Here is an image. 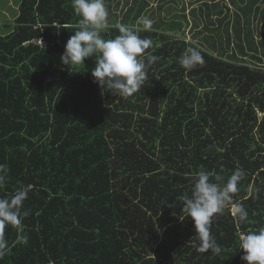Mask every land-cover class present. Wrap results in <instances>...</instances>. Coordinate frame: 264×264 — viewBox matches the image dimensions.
<instances>
[{
  "label": "trees",
  "instance_id": "obj_1",
  "mask_svg": "<svg viewBox=\"0 0 264 264\" xmlns=\"http://www.w3.org/2000/svg\"><path fill=\"white\" fill-rule=\"evenodd\" d=\"M61 1L21 0L13 32L0 35V197L31 186L28 243L6 227L0 264H246L239 236L264 226V24L259 41L252 24L264 20V0H105L102 35L127 24L158 57L128 97L61 63L80 20ZM40 37L48 44L32 42ZM190 47L204 63L186 70L179 59ZM75 73L76 92L65 94ZM236 169L245 175L234 203L248 218L239 223L230 206L217 214L221 251L199 252L181 197L199 171L217 182Z\"/></svg>",
  "mask_w": 264,
  "mask_h": 264
},
{
  "label": "clouds",
  "instance_id": "obj_2",
  "mask_svg": "<svg viewBox=\"0 0 264 264\" xmlns=\"http://www.w3.org/2000/svg\"><path fill=\"white\" fill-rule=\"evenodd\" d=\"M72 7L80 17L79 26L65 44L60 57L61 63L75 68L84 65L86 58L95 57L91 70L94 83L121 97L136 93L147 79L148 66L158 60L157 56L146 54V50L153 47L152 40L142 38L132 26L124 23L115 25L118 35L105 38L102 32L108 27L109 17L105 0H72ZM137 23L143 25L142 30H152L153 21L147 17L139 18ZM179 63L186 70H192L197 65H202L204 58L200 51L190 47L180 57ZM3 171L4 166L0 165V172ZM244 175L242 169H236L226 181L217 176V182H213L211 173L201 170L196 174L190 195L181 197L182 211L193 223L198 241L197 251H221L211 234V225L216 215L222 214L229 206L239 223L247 220V210L243 205L234 203L233 196ZM4 178L0 175V182ZM30 191L31 186L26 185L18 188L10 197H0V258L9 250L4 235L6 227L16 230L17 243H28L29 237L24 234L23 220L28 215L24 210V202ZM239 249L244 252L241 260L246 264H264V226L240 234Z\"/></svg>",
  "mask_w": 264,
  "mask_h": 264
},
{
  "label": "rangeland",
  "instance_id": "obj_3",
  "mask_svg": "<svg viewBox=\"0 0 264 264\" xmlns=\"http://www.w3.org/2000/svg\"><path fill=\"white\" fill-rule=\"evenodd\" d=\"M202 1H209L210 2V0H202ZM60 2L62 3L61 0H60ZM198 3H200V1ZM20 4H21V0H0V35L1 36H5V35H8V34L13 32V30L15 28V24H16V19H17L18 14H19ZM197 5H199V4H196V6ZM107 9L110 10V8H107ZM190 9H192V8L189 5L187 14L189 13ZM180 12H181V9L178 12H176V14H179ZM189 17H190V15H189ZM49 21H52V20H49ZM57 21H56V23H57ZM39 24L42 27L45 26L43 23L39 22ZM252 24L253 25L255 24L254 25V39L256 41H259L261 39L260 28L264 24V20H261V17H260L258 21H254ZM185 27H186L185 28V33H186L185 37H186V39L188 41L192 40V38H193V29H191V27H192L191 23H189V25H185ZM177 33L181 34L182 32L177 31ZM65 34L69 35L68 32H65ZM32 42L37 43L38 45H47L48 44L46 42V40L44 38H42V37L34 38L32 40ZM92 58L94 60V57H92ZM93 67H94L93 63L89 64V63L84 61V65H80L77 68L78 69L79 68H85L87 70V72L85 73V76L83 75V78L86 77L89 81H93V77L91 76V70H92ZM70 76H71V78H69L68 81L70 82V86L71 87L64 88L63 91H64L65 94H67V93L71 94V92H74L76 90V88H77V85L75 83H76V76H78V75L75 73V74H72ZM54 81H55V79H52L50 77V79L46 83H42V84L46 85V86H53L54 85ZM69 89H71L70 90L71 92L69 91ZM259 115H262V114L259 113Z\"/></svg>",
  "mask_w": 264,
  "mask_h": 264
},
{
  "label": "crops",
  "instance_id": "obj_4",
  "mask_svg": "<svg viewBox=\"0 0 264 264\" xmlns=\"http://www.w3.org/2000/svg\"><path fill=\"white\" fill-rule=\"evenodd\" d=\"M226 1H230V0H226Z\"/></svg>",
  "mask_w": 264,
  "mask_h": 264
}]
</instances>
